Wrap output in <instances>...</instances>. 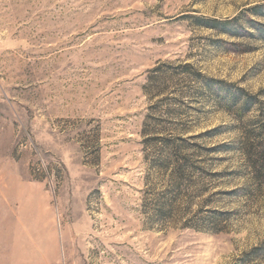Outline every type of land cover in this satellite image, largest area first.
<instances>
[{
    "label": "rangeland",
    "instance_id": "374dc122",
    "mask_svg": "<svg viewBox=\"0 0 264 264\" xmlns=\"http://www.w3.org/2000/svg\"><path fill=\"white\" fill-rule=\"evenodd\" d=\"M263 126L264 0H0V264H264Z\"/></svg>",
    "mask_w": 264,
    "mask_h": 264
},
{
    "label": "trees",
    "instance_id": "16d2710c",
    "mask_svg": "<svg viewBox=\"0 0 264 264\" xmlns=\"http://www.w3.org/2000/svg\"><path fill=\"white\" fill-rule=\"evenodd\" d=\"M242 109H243V108H242ZM263 127H264V126H263ZM258 150L261 151V152H259ZM263 153H264V146H261L259 149L256 150L255 155H258L259 158H260V157H263V156H264V155L261 156ZM254 168L257 169V166H254ZM258 250H259V249H257L256 251H258Z\"/></svg>",
    "mask_w": 264,
    "mask_h": 264
}]
</instances>
